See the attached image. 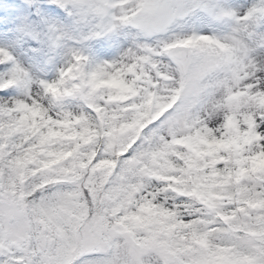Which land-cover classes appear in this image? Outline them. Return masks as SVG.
I'll return each instance as SVG.
<instances>
[{"label":"rangeland","instance_id":"374dc122","mask_svg":"<svg viewBox=\"0 0 264 264\" xmlns=\"http://www.w3.org/2000/svg\"><path fill=\"white\" fill-rule=\"evenodd\" d=\"M58 1L62 8L55 10L44 4L40 10L38 0H16L8 11L0 6L6 10L0 14V133H8L6 142L13 135L10 123L29 116L45 114L58 130L65 118L83 127L95 122L98 109L99 122L108 119L105 139L112 153L137 139L149 122L138 147L151 167L156 165V155H147L151 147L171 157L174 148L183 147L179 140L198 130L206 133L202 140L218 142L217 152L229 151L235 124L264 135V0L254 7L248 0ZM178 48L188 52L183 63L171 58ZM57 81L48 107V91ZM88 136L78 153L92 148ZM53 139L67 141L45 132L40 142ZM261 148L263 136L247 151L257 155ZM190 152L195 165L216 156L197 147ZM56 160L65 162L62 154ZM255 166L253 180H245L264 184V160ZM6 172L0 167V175ZM10 172L18 174L20 192H11L0 176V264H188L191 259L154 244L158 229L152 226L133 227L135 234L148 236L140 244L107 224L101 212L84 211L73 179L54 201L34 207L25 198L24 169ZM49 172L45 167L40 177L48 180ZM105 172L106 167L98 169L101 177ZM156 197L165 201L163 193ZM89 202H96L93 194ZM205 248L199 243L201 257Z\"/></svg>","mask_w":264,"mask_h":264},{"label":"trees","instance_id":"16d2710c","mask_svg":"<svg viewBox=\"0 0 264 264\" xmlns=\"http://www.w3.org/2000/svg\"><path fill=\"white\" fill-rule=\"evenodd\" d=\"M14 1L1 0L0 6L8 11ZM39 1L40 10L41 4L51 10L62 8L58 0ZM261 2L248 0L251 7ZM59 83L48 91V107L54 104L51 91ZM261 101L264 104V97ZM97 111H93L95 122L83 127L74 119L65 118L57 128L59 131L55 129L56 121L45 114L29 116L27 120H18V124L10 123L14 128L10 142L5 140L8 133L1 130L0 167L7 168V172L0 176L9 184L7 188L20 192L18 174L10 171L15 166L22 167V177L28 182L25 198L41 209L64 192L73 179L78 183L77 196L83 202V210L101 212L107 224L131 233L137 243H144L148 236L135 234L133 227L148 230L152 226L158 229L153 235L154 244L191 255L188 264H264V210L259 209L264 206V184L245 180H253L255 165L264 160L263 148L257 155L248 154L246 148L257 145L264 135L252 126L240 129L235 124V130L228 135L229 151L217 152L218 142L202 140L204 135L197 132L183 140L186 145L181 150L173 149V159L158 147H151L147 155L158 154L156 165L151 167L143 161L138 147L145 131L120 152L112 153L105 139L108 119L100 123ZM225 128L226 125L222 130ZM45 132L53 137L63 136L67 141L59 144V140L53 139L42 145L40 137ZM87 133L93 140L92 148L83 149L80 154L78 148ZM196 147L205 152L216 151L213 162L207 157L201 165H195L190 151ZM57 154H62L65 162L57 164ZM168 164L171 168L165 172L163 168ZM45 167L50 169L48 180L39 173ZM102 167H106L103 177L98 173ZM240 192L246 196L241 197ZM160 193L164 194L163 202L156 199ZM91 194L96 199L93 205L89 202ZM167 200L176 205L167 207ZM182 213L186 216L181 217ZM199 243L206 247L204 257L197 249Z\"/></svg>","mask_w":264,"mask_h":264},{"label":"water","instance_id":"95a60500","mask_svg":"<svg viewBox=\"0 0 264 264\" xmlns=\"http://www.w3.org/2000/svg\"><path fill=\"white\" fill-rule=\"evenodd\" d=\"M172 57L179 61H184L187 58V52L184 49H178L172 54Z\"/></svg>","mask_w":264,"mask_h":264}]
</instances>
